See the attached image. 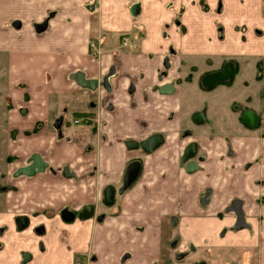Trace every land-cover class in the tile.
Listing matches in <instances>:
<instances>
[{"label": "crops", "instance_id": "crops-1", "mask_svg": "<svg viewBox=\"0 0 264 264\" xmlns=\"http://www.w3.org/2000/svg\"><path fill=\"white\" fill-rule=\"evenodd\" d=\"M227 63L232 83L204 89ZM0 70L7 158L41 155L26 180L51 172L54 197L0 209V264H264V0H0ZM154 133L166 142L151 154L126 145Z\"/></svg>", "mask_w": 264, "mask_h": 264}, {"label": "water", "instance_id": "water-1", "mask_svg": "<svg viewBox=\"0 0 264 264\" xmlns=\"http://www.w3.org/2000/svg\"><path fill=\"white\" fill-rule=\"evenodd\" d=\"M233 73H234V65L232 63H227L222 69L204 75L202 79L203 86L206 88H210L213 85L217 84L218 82L227 81L232 77ZM80 80L84 85L89 86L91 88H94L96 85L95 80H86L83 79V77H81ZM172 88H173L172 85L166 84L161 87V91L168 93L170 90H172ZM200 116L202 118V113H198L195 119L200 120ZM242 119L250 127L256 126L259 120L258 115L250 109H246L242 112ZM163 142H164V136L160 133H156L143 141L138 142L131 140V141H127L126 144L130 149H136L138 147H141L145 152L152 153L161 144H163ZM196 152H197V146L193 142L187 146L186 150L184 151L181 157V163L182 164L186 163V170L189 172H194L199 167L198 163L195 161V159H193L194 156L196 155ZM45 167H46V163L44 162L41 155L34 154L32 157V163L20 167L18 169V174L33 176L39 171L43 170ZM66 171L67 169H65V172ZM140 171H141V163L139 161H132L129 164L123 180V190L130 187L136 181V179L140 174ZM114 196H115V187L109 185L105 189V203L109 205L113 204ZM93 211H94L93 205L88 204L83 207V209L80 211L79 214L81 217H88L93 213ZM64 217L67 220H72L74 214L69 212L65 214ZM16 222L19 229L26 228L30 223L29 218L26 215L17 216ZM42 229L43 228L41 227L38 231H42ZM23 256H24V261H27L30 258V253L24 252Z\"/></svg>", "mask_w": 264, "mask_h": 264}, {"label": "rangeland", "instance_id": "rangeland-1", "mask_svg": "<svg viewBox=\"0 0 264 264\" xmlns=\"http://www.w3.org/2000/svg\"><path fill=\"white\" fill-rule=\"evenodd\" d=\"M4 74L0 70V209H9L12 212H25L30 210L32 207L37 209H43L44 205L50 204V201L54 198L52 192H46L43 194V189L47 178L50 176L42 175L33 178V182L27 181L25 174H18V169L25 166L31 159L19 158L9 155L10 143H9V132H8V96L4 91ZM258 127V126H257ZM41 180L40 183L36 181ZM32 179V178H30ZM49 184L55 183L48 180ZM47 184V183H46ZM51 186V185H49Z\"/></svg>", "mask_w": 264, "mask_h": 264}, {"label": "flooded vegetation", "instance_id": "flooded-vegetation-1", "mask_svg": "<svg viewBox=\"0 0 264 264\" xmlns=\"http://www.w3.org/2000/svg\"><path fill=\"white\" fill-rule=\"evenodd\" d=\"M235 73H236V72L233 73L232 77H231L229 80H227V81H222V82H218L217 84H215V86H216V85H219V84H231L232 81H233V79H234V75H235ZM213 86H214V85H213ZM202 87H203L204 89H206V87L203 86V83H202ZM132 89H133V87H132ZM109 90H110V88H109ZM242 112H243V111H242ZM195 117H196V116H195ZM195 117H194V119H195ZM202 117H203V114H202ZM197 118H199V117H197ZM200 118H201V116H200ZM258 118H259V116H258ZM195 120H197V119H195ZM241 120H242L243 123H245V122L243 121V119H242V113H241ZM245 124H246V123H245ZM246 125H247V124H246ZM247 126H249V125H247ZM257 126H258V127L260 126V118H259V120H258L257 125L254 126V127H257ZM249 127H250V126H249ZM154 134H156V133H154ZM154 134H152V135H154ZM160 134H162V133H160ZM162 135H163V134H162ZM150 136H151V135H150ZM150 136H149V137H150ZM163 136H164V135H163ZM147 138H148V137H147ZM147 138H145V139H147ZM145 139H143V140H145ZM143 140H141V141H143ZM128 141H131V140H128ZM134 141H135V140H134ZM138 142H140V141H138ZM165 142H166V137L164 136V142H163V144H161L159 147H161L162 145H164ZM191 143H193V142H191ZM194 143H195V142H194ZM195 144H196V143H195ZM126 145H127V144H126ZM188 145H189V144H188ZM188 145H187V146H188ZM127 147H128V146H127ZM159 147H158V148H159ZM158 148H157V149H158ZM186 148H187V147H186ZM157 149H156V150H157ZM132 150H141V151H143L144 153H147V152H145L141 147H138V148H136V149H132ZM156 150H155V151H156ZM185 150H186V149H185ZM153 152H154V151H153ZM153 152H152V153H153ZM183 153H184V152H183ZM147 154H151V153H147ZM182 155H183V154H182ZM181 157H182V156H181ZM194 158H195V156H194ZM194 158H193V159H194ZM132 161H139V162L141 163V167H142V161H141V159H134V160H132ZM132 161H131V162H132ZM196 162H197V161H196ZM184 164H186V163H184ZM126 171H127V170H126ZM140 172H141V171H140ZM124 176H125V175H124ZM138 177H139V176H138ZM137 179H138V178H137ZM137 179H136V180H137ZM123 180H124V179H123ZM128 188H129V187H128ZM122 189H123V188H122ZM67 213H69V212H67V211H66L65 213H63V211L61 212V214H62L63 217H64L65 214H67ZM64 219H65V217H64ZM40 228H41V227H39V228L37 227V228H36V231H37L38 229H40ZM42 228H43V227H42ZM184 252H185L184 250H180V251H179L178 258H179L180 260H181L182 258L185 257ZM30 257H31V255H30ZM29 259H30V258H29ZM29 259H28V260H29ZM156 264H169V263H166L164 260H161V259H160V260H158V261L156 262Z\"/></svg>", "mask_w": 264, "mask_h": 264}, {"label": "trees", "instance_id": "trees-1", "mask_svg": "<svg viewBox=\"0 0 264 264\" xmlns=\"http://www.w3.org/2000/svg\"><path fill=\"white\" fill-rule=\"evenodd\" d=\"M261 77V69H260V71H259V73H258V78H260ZM66 211H64L63 213H65Z\"/></svg>", "mask_w": 264, "mask_h": 264}, {"label": "built area", "instance_id": "built-area-1", "mask_svg": "<svg viewBox=\"0 0 264 264\" xmlns=\"http://www.w3.org/2000/svg\"><path fill=\"white\" fill-rule=\"evenodd\" d=\"M91 45H92V46H94V44H93V43H92ZM76 122H79V120H76Z\"/></svg>", "mask_w": 264, "mask_h": 264}]
</instances>
